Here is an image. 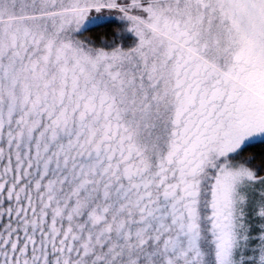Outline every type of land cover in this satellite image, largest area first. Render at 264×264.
Masks as SVG:
<instances>
[{
  "label": "snow or ice",
  "instance_id": "snow-or-ice-1",
  "mask_svg": "<svg viewBox=\"0 0 264 264\" xmlns=\"http://www.w3.org/2000/svg\"><path fill=\"white\" fill-rule=\"evenodd\" d=\"M0 264H264V0H0Z\"/></svg>",
  "mask_w": 264,
  "mask_h": 264
}]
</instances>
